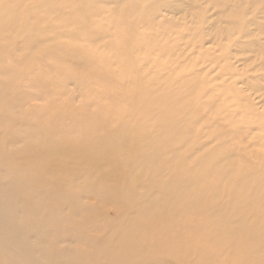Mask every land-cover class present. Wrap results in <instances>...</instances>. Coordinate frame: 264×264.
I'll return each mask as SVG.
<instances>
[{
  "label": "bare ground",
  "instance_id": "bare-ground-1",
  "mask_svg": "<svg viewBox=\"0 0 264 264\" xmlns=\"http://www.w3.org/2000/svg\"><path fill=\"white\" fill-rule=\"evenodd\" d=\"M23 1L0 0V264H264V113L234 87L239 79L264 105V72L238 71L231 62L246 65V52L264 53V0H135L123 7L124 0H41L27 9ZM203 1L225 20H196L201 33L189 37L191 54L169 58L168 42L144 32L146 24L171 29L161 9L192 14ZM98 3L117 16L108 17L110 25L127 24L118 37L86 23L104 13ZM42 16L52 20L19 23ZM52 29L58 34L48 35ZM64 36L98 45L97 54ZM205 43L222 45L221 55L198 52ZM145 46L165 49L142 57L154 73L169 68L163 82L134 61ZM11 50L20 52L21 70L5 63ZM48 56L52 62L43 64ZM171 60L190 71L173 76ZM114 66L128 76L117 77ZM68 67L73 72L62 71ZM28 72L21 87L14 76ZM70 82L82 96L92 83L103 86L95 110L70 104ZM37 96L47 103L20 131Z\"/></svg>",
  "mask_w": 264,
  "mask_h": 264
},
{
  "label": "rangeland",
  "instance_id": "rangeland-1",
  "mask_svg": "<svg viewBox=\"0 0 264 264\" xmlns=\"http://www.w3.org/2000/svg\"><path fill=\"white\" fill-rule=\"evenodd\" d=\"M38 1H41V0H24L20 7L24 8V9H27V8H33V3L35 2H38ZM128 1H135V0H124V4L122 5L125 6ZM186 1H189V0H186ZM135 3H138L140 6L143 4L140 2V0H136ZM211 3L210 2H202V5L199 4L198 2H195V6L196 8L194 9L193 13L198 12L197 14L195 15H192L191 14V9L189 10L187 7L186 9H183V11H178V12H170V13H167L166 10H160L159 11V19H171L173 21V26L171 27V29H165L163 33H161V30L162 29H158V30H154V28L151 26L152 24H146L142 27L146 28L147 31H144V32H147V33H151L153 35V37L156 39V41L160 42V41H163V42H168V48L170 49L169 53H168V56L170 58V55L171 57L174 58H177V60L181 57L182 53H181V50L183 52L184 55H189L193 52V43H191L192 41L195 40V38L193 40H189V37L190 35L193 33H201L199 30V26L200 24L198 25L196 23V20L199 21V20H206V21H211L212 19H217V20H221V19H224L225 20V17L224 16H221V17H218V16H214L212 17V13L217 10L218 8H215V7H212V5H210ZM98 6H100L102 8V10H104V13L102 15L99 14V15H91L87 18H85V21L86 23L94 26V27H101V31L107 35L108 38L111 37H118L119 33H121V31L123 29H125L127 27V24H123L121 25V27H117L115 28V26H112L110 25L109 21H108V17H112V16H115L113 15V13H110L109 11V7L110 5H108L107 7H104V6H101L102 4H97ZM201 5V8H202V12L199 14V10H200V6ZM121 7V8H122ZM220 9V8H219ZM65 10H67V8H65ZM144 14V9L141 8V10L135 14V19H140V16ZM102 15V16H101ZM137 15V16H136ZM163 15V16H162ZM226 15V13H225ZM250 15V14H249ZM251 17V16H245L243 13L238 16V17ZM223 17V18H222ZM115 18H117V16H115ZM262 21L264 22V15H263V18H261ZM52 20V18H50V16H42V18H40L39 20L37 19H33V18H30V19H21L19 20V23H26V25H34V23H37V21L41 24H44L46 21H50ZM141 27V28H142ZM178 32H183L184 35L183 36H179V33ZM48 35H56L58 34V32L54 31L53 29L52 30H49L47 32ZM187 34V35H186ZM113 35V36H112ZM192 36V35H191ZM264 37V34L262 35ZM61 41H64L66 43H70L72 46H75V47H79V48H83L84 51H87V53L89 54H97L98 52V45H90L88 43H86L85 41H82V40H77L73 37H70V36H64L63 38H60ZM107 39V38H106ZM231 39V38H229ZM229 39L227 38L226 40H222V43H228ZM261 41V44H263V48H264V38H261L260 39ZM188 43V44H187ZM221 46L222 45H217V44H210V43H205L204 46L202 48H200L198 50V52H201V51H210L212 52V54L214 55H221L222 53V49H221ZM264 51V49H263ZM153 52V53H152ZM164 53L165 52V49L164 48H160L159 50H153L149 47H144L143 49L139 50L136 52V57L134 58L135 62L136 63H139L142 65L143 63V70L144 72H147L149 71L147 75V77H151V76H156L158 78V81L159 82H163L164 80L168 79L170 75L169 73V68H165V69H161L162 73L163 72H166V73H163V75L160 74L159 71L157 72H152L153 67L151 66L150 63H146L143 61L142 57H144L145 55L148 54V56H153V54H158V53ZM198 52L196 53V56L199 57V54ZM19 54L20 52L17 50H11V51H8L6 54H5V63L6 64H9L10 66H13L16 70H21L22 67H23V64H18L17 61L19 60ZM239 56V55H237ZM244 57H247L249 58V61L246 62L247 64L244 65V64H240L239 61H237L236 59H231V62H233L234 66L236 67V69L238 71H240L239 69H246L245 71H247L248 74H259L260 72H264V68L262 69L258 63L259 61H262L264 59V53H261V54H256V50L255 51H249V52H246L244 55ZM167 60V59H166ZM113 61L117 62V59H113ZM49 63V62H52V59H51V56H48L47 58H44V60L42 61V63ZM253 62V63H251ZM171 65L169 67H171V69L173 70V76L174 75H179L181 72L183 71H187L189 72L190 71V65H179V64H176V62H174V60H171ZM225 62L224 60H222L221 64L219 67H215V72L211 73L212 76H216V72L220 71L222 67H225ZM258 65V66H257ZM99 65H96L95 67H98ZM213 64L211 65H208L205 70H202V73L203 75H205L204 73L206 72V69H209V67H212ZM115 67H116V70H115ZM69 68V67H68ZM196 68V67H195ZM259 68V69H258ZM114 71V73L116 74L117 77H124V76H128V74H126V70H123L122 68L118 67V66H114L112 68ZM70 70L72 69H65L63 68L62 71H68L70 72ZM73 72V70L71 71ZM74 72L76 73H79L81 75H85L84 72L82 71H78V70H75ZM110 73V71H109ZM32 76V73L28 72V73H20V76L18 75L17 76H14V80L19 82V84L21 85V87H26L28 85V82H29V78ZM42 76L45 78V80H49L51 78V74L50 73H43ZM171 76V75H170ZM206 76V75H205ZM224 77H228L227 75L224 76ZM199 79L200 77L197 78V80L193 81L195 83V86H199L201 85L199 83ZM264 83V82H263ZM234 87L236 88V91L238 92L237 93V97H247L249 101H251L254 105V107L257 109V111L259 112H263L264 113V105L262 104L261 102V99H257L256 98V95L253 94V91L251 89H248L246 87L245 84L241 83L239 81V79L235 80V84H234ZM91 88H92V91L90 94L88 95H80V92H81V89L76 85L74 84L73 82H70L69 84H67V87H65V91L68 90L70 91L71 93H73V98L70 99V104L73 105V106H78L79 103L81 101H83L86 105H87V108L88 110L90 111H93L95 110V100H96V92L97 90H101L103 89V86L97 84V83H92L91 84ZM225 88L228 89V86H225ZM221 90H223V88H220ZM178 90H180L179 88L175 89V90H171V91H174V92H178ZM61 89H57L55 88L54 92L51 93V95L53 97H56L57 99H59L62 94L60 95L61 93ZM64 91V92H65ZM50 94L48 95L47 98H51ZM237 97H233V98H228V100H226L224 103L227 104V105H230L232 104V100L233 101H237L238 98ZM47 98L46 97H39L37 96V98L35 97L34 100H32L33 104L34 105H30L31 108L28 109L27 111H25L21 116L24 117V118H21L23 123H24V126L23 128H21L20 131H27L28 129L31 128L30 126V121L32 120V118H36V117H40L41 115V111L43 109H41L42 106H45V103H47ZM31 103V102H30ZM41 106V107H40ZM27 106H25L24 108H26ZM248 117H251V116H248ZM264 118V116H263ZM43 135H46V132H42L40 134H37L35 136V138H41ZM110 216H112V213L109 214ZM72 244H68V243H63V247H68L70 248Z\"/></svg>",
  "mask_w": 264,
  "mask_h": 264
}]
</instances>
